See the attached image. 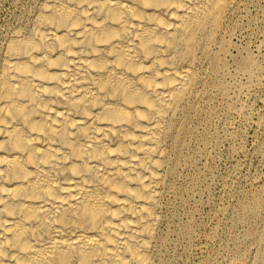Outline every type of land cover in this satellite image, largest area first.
I'll return each instance as SVG.
<instances>
[{
  "label": "bare ground",
  "instance_id": "1",
  "mask_svg": "<svg viewBox=\"0 0 264 264\" xmlns=\"http://www.w3.org/2000/svg\"><path fill=\"white\" fill-rule=\"evenodd\" d=\"M245 2L36 0L0 47V264L161 263L196 125L249 92L225 61Z\"/></svg>",
  "mask_w": 264,
  "mask_h": 264
},
{
  "label": "rangeland",
  "instance_id": "2",
  "mask_svg": "<svg viewBox=\"0 0 264 264\" xmlns=\"http://www.w3.org/2000/svg\"><path fill=\"white\" fill-rule=\"evenodd\" d=\"M250 1L236 19L230 40L236 46L230 47L232 54L225 59L231 75H239L249 92L240 98L231 94L229 114L222 100L213 102L215 115L209 124L196 125L202 135L184 153L191 157V166L179 169L174 195L165 199L162 229L167 245L160 264H256L251 249L257 244L258 254H264V232L261 241L253 239L255 231L264 229L262 222L240 211L241 205L256 198L264 212V0ZM35 3L0 0V47L9 30L24 23ZM246 57L259 67L255 82L245 80L238 70Z\"/></svg>",
  "mask_w": 264,
  "mask_h": 264
}]
</instances>
